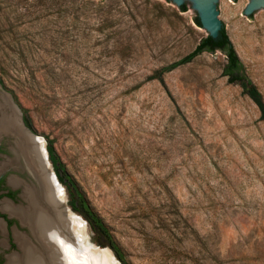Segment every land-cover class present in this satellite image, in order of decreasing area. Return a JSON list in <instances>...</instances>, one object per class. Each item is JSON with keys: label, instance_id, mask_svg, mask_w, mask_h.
I'll return each instance as SVG.
<instances>
[{"label": "rangeland", "instance_id": "obj_1", "mask_svg": "<svg viewBox=\"0 0 264 264\" xmlns=\"http://www.w3.org/2000/svg\"><path fill=\"white\" fill-rule=\"evenodd\" d=\"M250 2L218 8L264 98V7L247 15ZM184 5L183 12L173 0H0V84L34 133L54 141L129 264H264V121L224 75L226 55L204 52L149 80L208 36L193 3ZM14 157L2 155L0 166ZM13 176L21 178L5 174ZM58 182L84 222V241L109 248ZM16 226L5 235L0 227L3 255L20 254L15 232L30 236Z\"/></svg>", "mask_w": 264, "mask_h": 264}, {"label": "bare ground", "instance_id": "obj_2", "mask_svg": "<svg viewBox=\"0 0 264 264\" xmlns=\"http://www.w3.org/2000/svg\"><path fill=\"white\" fill-rule=\"evenodd\" d=\"M2 97L5 111L0 118V139L4 132H12L17 138L18 148L11 162L0 166V174L8 169V165L22 169V153L26 149L33 158L31 165L40 174L41 181V187L23 182L22 197L26 205H14L7 199L1 203L2 211L17 217L32 236L15 232L21 252L8 255L7 264H103L96 259V251L108 254L110 260L117 264L108 249L84 243V222L75 213L70 212V216H67L61 209L60 198L63 195L60 196V188L55 186L53 176L47 171L43 144L22 133L18 113ZM9 183L14 187L21 185L14 177Z\"/></svg>", "mask_w": 264, "mask_h": 264}, {"label": "trees", "instance_id": "obj_3", "mask_svg": "<svg viewBox=\"0 0 264 264\" xmlns=\"http://www.w3.org/2000/svg\"><path fill=\"white\" fill-rule=\"evenodd\" d=\"M180 9L183 12L187 11V6L183 5ZM194 22L197 26L202 27L198 15L194 17ZM217 51H221L227 57V65L225 66L224 75L229 77L230 83H236L242 87L243 93L257 105L261 114L260 118L264 121L263 95L258 87L244 73L243 64L224 27L217 39L212 38L210 35L206 36L201 40L200 44L192 53L184 57L182 60L157 71L156 74L149 77V80H163L165 73L170 72L181 65L192 62L200 54L204 52L215 53ZM24 121L25 124L35 132L32 122L26 114H24ZM46 140L50 161L60 182L65 185L69 192L70 204L73 210L81 214L89 222L90 226L97 234L101 245L109 247L121 264H129L126 254L116 241L111 228L105 223L103 218L93 210L76 181L68 173L66 165L62 162L55 149L54 141L49 138Z\"/></svg>", "mask_w": 264, "mask_h": 264}, {"label": "water", "instance_id": "obj_4", "mask_svg": "<svg viewBox=\"0 0 264 264\" xmlns=\"http://www.w3.org/2000/svg\"><path fill=\"white\" fill-rule=\"evenodd\" d=\"M174 3L179 6L182 7L185 2L187 0H173ZM193 3V8L196 10L198 18L201 22L202 28L205 29L208 32V35H210L212 38L217 39L220 35L221 30L223 29V18L221 16V13L219 11L218 5L223 1V0H189ZM264 7V0H251V2L249 3V5L247 6L245 13L247 15H251L256 9L262 8ZM0 94L1 96H4L9 103L11 104V106L13 107V109L18 113L20 119H21V130L22 133L24 135H26L28 138H35L38 141H40L43 144L44 147V158H45V162H46V166H47V171L49 174H51L53 176L54 182H55V186H57L58 188H60V196L63 195L62 194V189L59 185L58 182V176L54 171V168L52 167V164L50 163V158H49V153L47 150V142L44 138L39 137L38 135H36L31 129H29L24 121H23V114L20 110V108L18 107V105L14 102L13 98L4 90L3 86L0 84ZM1 116H2V111H1ZM16 136L14 134H12V132H4L1 139H0V143H5L7 144L10 148H7L8 152H10L13 156H15V149L18 148L17 145V140H16ZM24 152L22 153V164H23V168L22 169H15V168H11L8 170H12L15 172H19V173H23L24 171L27 173V177L28 179H24V182L26 184H30L32 186H36V187H41V181H40V174L38 173V171H36L33 167H32V163H31V154L24 149ZM28 152V153H27ZM33 159V158H32ZM7 170V171H8ZM16 177V176H13ZM18 178V177H17ZM14 189L16 187L11 186ZM23 194V190L20 193V198L22 199L23 203L26 204V202L23 200L22 197ZM61 209L65 212V214L67 216H70V212L73 213L69 207L66 204V200L63 198L61 199ZM17 220H19L17 217H15ZM20 221V220H19ZM2 223V225L5 226L6 222L4 219H0V224ZM20 225L23 228H27L21 221H20ZM28 229V228H27ZM29 230V229H28ZM6 233V230L3 228V234ZM83 240H84V236H83ZM85 244H89L91 246H94L90 241H84ZM96 246V245H95ZM99 247V246H98ZM101 248V247H99ZM103 249V248H101ZM110 251V253L112 254L114 260L116 261L117 264H121V262L114 257V252L110 249V248H106Z\"/></svg>", "mask_w": 264, "mask_h": 264}, {"label": "flooded vegetation", "instance_id": "obj_5", "mask_svg": "<svg viewBox=\"0 0 264 264\" xmlns=\"http://www.w3.org/2000/svg\"><path fill=\"white\" fill-rule=\"evenodd\" d=\"M4 101H3V97L1 96V99H0V118L2 117L1 116V111H2V115L4 114V111H5V108H4V106H2V103H3ZM7 111V110H6ZM23 121H24V115H23ZM24 123H25V121H24ZM26 125V124H25ZM27 126V125H26ZM28 127V126H27ZM29 128V127H28ZM30 129V128H29ZM6 145L7 144H5V143H1L0 144V157L2 156V155H4V154H6L7 152H8V150H7V147H6ZM21 162V161H20ZM7 173V171H4L3 173H1V175H0V195H2V196H6V197H8V198H6L7 200H9V201H11L14 205H16V203L14 202V200H16V199H21L20 198V193L22 192V186H24V184H23V181H24V179H28V177H27V173L24 171L22 174L20 173V175H21V178H17V177H15V178H17L20 182H21V187H16L15 189L13 188V187H11L12 185L9 183V181H10V179L11 178H7V177H5V174ZM5 199V200H6ZM13 199V200H12ZM1 206V205H0ZM0 219H4L5 220V222H6V224H5V226L3 225V227H2V230H3V228L6 230V232H7V230H9V228H11L12 226H13V224L15 223V221L17 222V224H18V226H16L15 228H14V231H18V227H21V228H23L21 225H20V221L19 220H17L15 217H13V216H10L8 213H6V212H4V211H2L1 210V208H0ZM14 220V221H13ZM0 227H1V224H0ZM13 228V227H12ZM13 230V229H12ZM28 232H29V230H28ZM6 234V233H5ZM5 234H3V235H5ZM14 238H15V236H13ZM30 237H32L31 236V234H30ZM16 239V238H15ZM12 240V239H11ZM12 246H14V245H12ZM3 248H7V247H4L3 246ZM20 248V247H19ZM21 252V250L19 251V253ZM8 255H11V254H8ZM8 255H3L2 253H0V264H4L5 263V261L4 260H6L7 261V259H8Z\"/></svg>", "mask_w": 264, "mask_h": 264}]
</instances>
